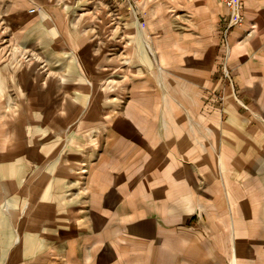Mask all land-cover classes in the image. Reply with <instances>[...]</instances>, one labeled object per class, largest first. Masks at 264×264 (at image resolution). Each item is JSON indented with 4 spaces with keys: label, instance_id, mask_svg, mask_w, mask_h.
I'll use <instances>...</instances> for the list:
<instances>
[{
    "label": "crops",
    "instance_id": "1",
    "mask_svg": "<svg viewBox=\"0 0 264 264\" xmlns=\"http://www.w3.org/2000/svg\"><path fill=\"white\" fill-rule=\"evenodd\" d=\"M31 2L0 54V264H264V0H242L231 82L220 0L125 3L123 26ZM134 28L156 67L100 42Z\"/></svg>",
    "mask_w": 264,
    "mask_h": 264
},
{
    "label": "rangeland",
    "instance_id": "2",
    "mask_svg": "<svg viewBox=\"0 0 264 264\" xmlns=\"http://www.w3.org/2000/svg\"><path fill=\"white\" fill-rule=\"evenodd\" d=\"M22 1H25V0H22ZM31 1H32L31 7H29L30 12H32V9H35V7L37 6L39 7V4L47 6V5H64L65 3H67L68 8L71 10L93 12L97 17L94 19V22L98 26H116V25L123 26L124 23L127 21L125 20L124 17H121L119 16V14L117 15L114 13V11L118 12L119 9H121L122 13L124 12L123 9H124L125 3L122 0H113V1L110 0L108 3H104L106 1L102 2L101 0H31ZM16 4H17V0H0V54H2L4 57H7V58L11 56V51H12V48H11L12 46L11 32L12 31H11V28H9L10 26L7 22L11 20L8 17L14 11L13 8ZM138 4L139 2L135 4V10H137V12H138V7H137ZM119 13H120V10H119ZM22 18H20V21H22ZM183 20H187V18L185 17ZM131 24H133V26L135 27L136 25H138L140 28V24L139 22L138 23L135 22V18L133 22H131ZM141 33L142 32L140 31V33L137 35L136 29L134 28L132 29V32L130 34L125 33L123 30H120V31L118 30V32H115V33L101 34L99 35V37L101 38L100 42L104 41L106 43L107 45L106 47L109 49L110 53H115L117 57L120 56L121 58H123V60L127 59L130 62H132L133 59L140 57L141 51H140L139 45H141L145 49L147 48L146 54H145V56L147 57V63H148L147 67L151 69V68L156 67L157 65L155 61L156 53H155V50L153 49V46H151L148 40L146 43V38L144 41V39L142 38V36L144 35L142 33V36H141ZM15 36L16 35H13V37ZM132 38H135V39L130 43ZM139 38H141L142 44L139 43ZM21 43H22V48H21L20 58L22 60L27 61L31 58L32 51L26 48L28 46V43L26 42H21ZM128 43H130L133 47H134V44L136 43V48H133V52H131L130 47H129L130 44ZM125 48H126V51H124ZM163 57L164 56L161 57L162 60H163ZM225 61L226 60L223 59V64H221V72H222V75H224L225 79L231 82V76H230L231 74L227 66L225 67L226 65ZM152 62L154 63L153 65H152ZM159 67L161 68V65ZM131 68H132L131 65H127V66L122 65V66L117 67V71H116L117 80L123 81L121 79L125 78V75L129 73ZM225 68L228 69L227 72ZM162 72L164 73V76H163L164 77L163 78L164 89L165 91H168L171 89L173 82H175L174 80L177 78V75H176V72H174L171 67H166ZM226 73H228V75ZM165 74L168 75V78L167 76H165ZM187 83L188 81H181V84H187ZM118 84L119 82H117V85ZM215 99L218 101L220 100L219 97ZM169 102L170 104L172 102L174 105L178 104V102L176 100L173 101L172 98H170ZM82 186H83V181L79 180L77 181L74 188L71 190V196L73 197L78 196L80 198L79 201H83V197H84L82 193H80Z\"/></svg>",
    "mask_w": 264,
    "mask_h": 264
},
{
    "label": "built area",
    "instance_id": "3",
    "mask_svg": "<svg viewBox=\"0 0 264 264\" xmlns=\"http://www.w3.org/2000/svg\"><path fill=\"white\" fill-rule=\"evenodd\" d=\"M124 3L129 4L132 11L137 14V10H135V4L137 3V0H122ZM224 3V5L227 7V15L224 19L223 28L221 31L222 34V41L223 45L226 47L225 51V57L224 59L227 61V57L229 55V47H228V36L231 32V30L235 26H239L244 22L245 19V7L242 3V0H220ZM252 33V30H248L247 34ZM225 61V62H226ZM226 67V65H225ZM226 72L228 71L227 68ZM228 75V73H226Z\"/></svg>",
    "mask_w": 264,
    "mask_h": 264
},
{
    "label": "bare ground",
    "instance_id": "4",
    "mask_svg": "<svg viewBox=\"0 0 264 264\" xmlns=\"http://www.w3.org/2000/svg\"><path fill=\"white\" fill-rule=\"evenodd\" d=\"M93 104V103H92ZM95 107V106H94ZM89 108V107H88ZM94 109V108H93ZM83 115V114H82ZM89 115H90V113H89ZM85 117V116H84ZM86 117H87V115H86ZM82 119H84V118H82ZM92 119V118H91ZM77 123V122H76ZM78 124V123H77ZM74 128V127H73ZM78 129H80V128H78ZM76 130V129H75ZM79 160V159H78Z\"/></svg>",
    "mask_w": 264,
    "mask_h": 264
}]
</instances>
